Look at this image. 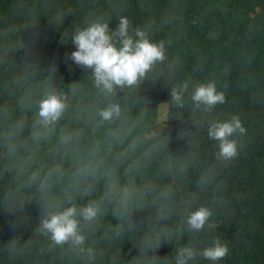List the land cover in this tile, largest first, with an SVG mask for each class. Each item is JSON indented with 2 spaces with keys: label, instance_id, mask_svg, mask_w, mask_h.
<instances>
[{
  "label": "trees",
  "instance_id": "trees-1",
  "mask_svg": "<svg viewBox=\"0 0 264 264\" xmlns=\"http://www.w3.org/2000/svg\"><path fill=\"white\" fill-rule=\"evenodd\" d=\"M121 17L130 35L140 27L163 41L166 59L105 95L70 58L73 35L97 21L114 30ZM184 81L180 107L171 91ZM208 81L226 100L205 112L191 94ZM49 92L68 108L43 128ZM110 103L121 114L101 122ZM233 115L246 133L225 162L207 131ZM92 201L97 218L78 217L84 252L39 231L46 213ZM200 207L214 227L192 232L187 217ZM217 238L230 251L215 264H264V0H0V264H176L186 246L197 251L188 264H214L199 253Z\"/></svg>",
  "mask_w": 264,
  "mask_h": 264
},
{
  "label": "clouds",
  "instance_id": "clouds-1",
  "mask_svg": "<svg viewBox=\"0 0 264 264\" xmlns=\"http://www.w3.org/2000/svg\"><path fill=\"white\" fill-rule=\"evenodd\" d=\"M131 26L132 21L129 18L121 17L114 30L110 29L108 23L97 21L73 35L76 49L71 53L70 58L77 65L92 69L95 86L105 95L114 94L117 88L136 86L157 62L166 59L167 49L163 41H152L146 31L140 27L134 29V36L130 35ZM188 88V81H184L171 91L172 100L180 107L184 105V93ZM191 100L196 108L203 106V111L210 112L218 104L225 103L226 97L223 91L217 89L215 81H208L195 86ZM67 108V96L54 92L46 93L39 101L36 124L43 128L55 125ZM120 114L121 108L118 103H110L98 112L101 122L111 121ZM237 133L241 135L246 133L239 115H233L225 121H214L209 125L207 135L210 140L218 142V159L228 162L238 157V144L233 139ZM34 139L38 140L39 136H34ZM68 139L65 137L64 142L67 143ZM36 175L34 173L31 177L33 181ZM45 183H41L42 188ZM71 199L69 196L68 200ZM100 211L99 203L94 201L80 208L70 204L62 211L46 213L41 220L39 231L48 236L53 245L70 244L74 249L84 252L86 236L81 231L78 217L93 222ZM211 216L212 211L206 207L192 211L187 217L188 229L192 232H200L206 224L209 228L214 227L213 224L208 223ZM229 251L228 245L217 238L211 246L204 248L199 254L215 264L225 258ZM87 252L91 256L92 249H87ZM196 256L197 251L193 247H182L178 250L176 264H188Z\"/></svg>",
  "mask_w": 264,
  "mask_h": 264
},
{
  "label": "rangeland",
  "instance_id": "rangeland-1",
  "mask_svg": "<svg viewBox=\"0 0 264 264\" xmlns=\"http://www.w3.org/2000/svg\"><path fill=\"white\" fill-rule=\"evenodd\" d=\"M166 105L161 103L157 107V119L154 131L161 130L165 125Z\"/></svg>",
  "mask_w": 264,
  "mask_h": 264
}]
</instances>
